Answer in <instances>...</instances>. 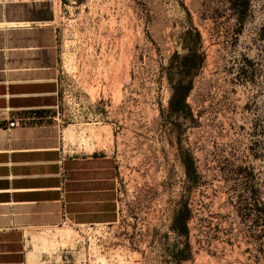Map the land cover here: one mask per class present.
I'll use <instances>...</instances> for the list:
<instances>
[{
  "label": "rangeland",
  "instance_id": "rangeland-1",
  "mask_svg": "<svg viewBox=\"0 0 264 264\" xmlns=\"http://www.w3.org/2000/svg\"><path fill=\"white\" fill-rule=\"evenodd\" d=\"M55 10L49 122L68 154L103 161L104 209L48 233L33 264H264V0Z\"/></svg>",
  "mask_w": 264,
  "mask_h": 264
},
{
  "label": "crops",
  "instance_id": "crops-1",
  "mask_svg": "<svg viewBox=\"0 0 264 264\" xmlns=\"http://www.w3.org/2000/svg\"><path fill=\"white\" fill-rule=\"evenodd\" d=\"M55 3L0 0V109L49 115L56 108ZM102 166L97 158L68 154L49 121L0 129V264H33L48 233L103 214Z\"/></svg>",
  "mask_w": 264,
  "mask_h": 264
},
{
  "label": "built area",
  "instance_id": "built-area-1",
  "mask_svg": "<svg viewBox=\"0 0 264 264\" xmlns=\"http://www.w3.org/2000/svg\"><path fill=\"white\" fill-rule=\"evenodd\" d=\"M51 113L49 115L40 114L39 110H30L26 114L19 115L12 111L10 108L0 109V129L11 131L15 128L29 127L35 124H43L51 119ZM63 182L68 181L67 176L62 174Z\"/></svg>",
  "mask_w": 264,
  "mask_h": 264
},
{
  "label": "trees",
  "instance_id": "trees-1",
  "mask_svg": "<svg viewBox=\"0 0 264 264\" xmlns=\"http://www.w3.org/2000/svg\"><path fill=\"white\" fill-rule=\"evenodd\" d=\"M188 56H185L184 58L186 59ZM192 57V55H191ZM193 57H196L198 59L201 58L200 55L194 54ZM173 94L170 100V105H171V109L173 111L176 112H184L187 109V97L192 89V84H188L186 86H183L181 84L177 85H173ZM191 168V166L187 167V169L189 170ZM183 224L185 229H187V223H186V217L183 219Z\"/></svg>",
  "mask_w": 264,
  "mask_h": 264
},
{
  "label": "bare ground",
  "instance_id": "bare-ground-1",
  "mask_svg": "<svg viewBox=\"0 0 264 264\" xmlns=\"http://www.w3.org/2000/svg\"><path fill=\"white\" fill-rule=\"evenodd\" d=\"M61 231V230H60ZM60 231H58V232H60ZM63 231V230H62ZM52 234V233H51ZM57 234V233H56ZM57 236V235H56ZM60 236L63 238V239H66V240H69L70 239V237H71V235H70V233H67V232H61L60 233ZM52 237V236H51ZM52 238H55V234H54V237H52ZM50 238L48 237V236H44V238H42L41 240H42V242H44V243H47L48 241H50L49 240ZM54 240V239H53ZM57 240V239H56ZM55 240V241H56Z\"/></svg>",
  "mask_w": 264,
  "mask_h": 264
}]
</instances>
